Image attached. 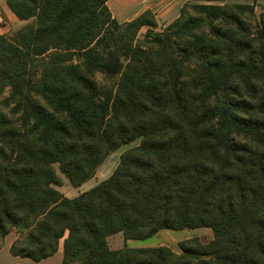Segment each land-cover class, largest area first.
Returning a JSON list of instances; mask_svg holds the SVG:
<instances>
[{"label": "trees", "instance_id": "16d2710c", "mask_svg": "<svg viewBox=\"0 0 264 264\" xmlns=\"http://www.w3.org/2000/svg\"><path fill=\"white\" fill-rule=\"evenodd\" d=\"M107 1L6 0L34 22L0 35V238L36 263L61 242L60 264H264V14L185 3L157 32ZM138 139L94 187L56 189L54 164L78 187ZM194 228L213 238L180 254L107 241Z\"/></svg>", "mask_w": 264, "mask_h": 264}, {"label": "rangeland", "instance_id": "374dc122", "mask_svg": "<svg viewBox=\"0 0 264 264\" xmlns=\"http://www.w3.org/2000/svg\"><path fill=\"white\" fill-rule=\"evenodd\" d=\"M197 1H201V2H198V3L189 2V3L190 4H206V5H208V4L209 5H223V4H249V5H252V3L248 2L247 0H197ZM210 2H216V3H220V4H214V3H210ZM255 13L257 15H259V13H257V12H255ZM111 16H112V18H114L112 13H111ZM33 22H34V19L19 20L8 8L6 0H0V34H3L4 36H6L9 39H14V37H15V35L19 29H21L25 25L32 24ZM126 22H128V21H126ZM118 23L122 24L124 22L118 21ZM109 25L111 26L110 23H109ZM163 28L164 27H160L158 29L156 28L155 31L160 32L163 30ZM146 30H147V27L141 28L137 33V38L142 39ZM114 32L126 34V33L132 32V31L128 30V31L124 32V30L118 28L117 30L114 29ZM77 57L75 60L76 62L78 61ZM95 78L98 81H101V80H103L104 77H102L100 74H96ZM0 96H1V94H0ZM4 96H6V93L4 94ZM139 142H140L139 139L135 140L134 142H132L130 144L122 145L116 151L112 152L105 159V161L97 168V170L95 171V174L89 179L90 181L82 187V189L81 188L78 189V187H80L82 184L78 187L71 186V184L67 181L65 176L59 171L58 165L54 164V166H53L54 171L60 177V181H61L60 186L58 188L60 190H62V194L64 196L65 195L68 196V198H73V197L78 196L79 194L84 192L83 190H87V189L91 188V186L98 183L104 177L109 176L110 174H107V173H109V172L112 173L114 171V169L117 167L120 154L128 148L138 145ZM101 167H102V169L99 171V168H101ZM9 235L13 236V237L15 236L16 239L20 238V236H21L16 229H12L11 232L9 233ZM191 237H197L202 243H207L213 238V235H212V232L209 228L183 229V230H177V231L161 230L158 233H156L154 236H151V237L146 238L144 240H129L127 242L126 246L127 247L167 246L173 252L180 254L181 251L178 247V243L181 240L191 238ZM107 241H108V245L111 249H118V248L123 247L122 235L120 233L109 237L107 239ZM4 242H5V238L4 237L0 238V248L3 246V244H5Z\"/></svg>", "mask_w": 264, "mask_h": 264}, {"label": "crops", "instance_id": "0c3cea01", "mask_svg": "<svg viewBox=\"0 0 264 264\" xmlns=\"http://www.w3.org/2000/svg\"><path fill=\"white\" fill-rule=\"evenodd\" d=\"M247 1L252 3L255 12L259 14H264V0H251V1L247 0ZM189 2L198 3L201 1H197V0H108L107 6L109 10L111 11V13L113 14V17L117 21H121V22L130 21L136 18L138 15H140L143 11L150 10L155 15V19L157 22V29H158L160 27H165L167 24L171 23L174 19H176L179 15L180 8L185 3H189ZM210 3L220 4L216 2H210ZM0 35H3V34H0ZM101 169L102 167L99 168V171ZM107 174L111 175V172ZM109 176L104 177L102 180L106 179ZM102 180H100L99 182H101ZM89 181L90 180L83 183L80 187H78V189L79 188L82 189V187L85 184H87ZM98 183L91 186V188L97 185ZM58 187L59 186H57L56 189L60 193H62V190H60ZM87 190H83V191H87ZM15 239H16L15 236L13 237V236H10L9 234L5 237V242H4L5 244H3V246L0 248V264H60L61 263V260H62L61 242L59 244L58 251L53 256L43 259L40 262L36 263L29 259L20 258L18 256H13L12 254H10L9 248ZM128 241L129 240H127L125 243L122 241V244L126 245Z\"/></svg>", "mask_w": 264, "mask_h": 264}, {"label": "water", "instance_id": "95a60500", "mask_svg": "<svg viewBox=\"0 0 264 264\" xmlns=\"http://www.w3.org/2000/svg\"><path fill=\"white\" fill-rule=\"evenodd\" d=\"M77 60L79 61V60H80V58H79V57H77Z\"/></svg>", "mask_w": 264, "mask_h": 264}]
</instances>
